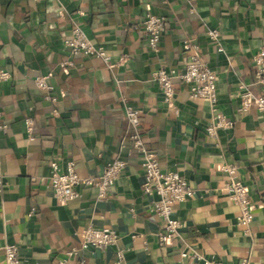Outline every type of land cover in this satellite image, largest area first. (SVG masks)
Listing matches in <instances>:
<instances>
[{
	"label": "crops",
	"instance_id": "1",
	"mask_svg": "<svg viewBox=\"0 0 264 264\" xmlns=\"http://www.w3.org/2000/svg\"><path fill=\"white\" fill-rule=\"evenodd\" d=\"M146 14L165 19L157 51L141 30ZM73 24L107 50L111 69L70 54L63 40ZM209 30L219 32L223 52ZM188 38L216 72L218 108L234 121L214 138L205 134L212 117L207 102L192 100L174 80L175 115L152 79L159 68L183 69ZM262 44L264 0H0V70L10 73L0 83V123L7 126L0 132V264L6 244L19 247L21 264H55L72 249L68 264H202L180 251L224 264L247 258L264 264V112L237 111L241 83L261 93L252 58ZM38 76L53 87L54 101L35 87ZM122 98L140 110V134L158 153L161 170L178 172L194 191L175 207L180 236L166 247L157 243L159 219L142 192V159L132 148ZM114 159L126 167L106 199L97 201L95 188L81 186L72 202L54 197L50 162L61 171L73 162L80 177H96ZM224 164L236 167L234 180L256 205L247 230L226 193ZM87 226L110 228L118 239L82 250Z\"/></svg>",
	"mask_w": 264,
	"mask_h": 264
},
{
	"label": "built area",
	"instance_id": "2",
	"mask_svg": "<svg viewBox=\"0 0 264 264\" xmlns=\"http://www.w3.org/2000/svg\"><path fill=\"white\" fill-rule=\"evenodd\" d=\"M42 1V0H33ZM57 1V0H55ZM141 30L146 37L147 46L152 51H157L160 46L161 37L165 31V19L153 14H146L141 23ZM208 39L216 45L218 52H223L219 43V32L209 30ZM63 44L72 55H82L100 59L108 68H112L111 56L107 50L93 43L83 32L78 24H73L69 37L64 38ZM195 46L193 40L188 38L183 42L184 66L182 70L159 68L152 73L166 109L173 114H178L175 106L174 80H178L187 86L189 96L192 100L205 101L210 107L211 120L205 128V134L214 138L219 130H229L234 126V121L225 116L218 108L217 74L204 61L193 53ZM254 65V83L261 88L260 94H255L249 86L241 83L237 97L239 99L238 113H246L255 110L264 112V44L252 58ZM70 62H62L61 66L69 65ZM10 79V73L0 70V83ZM37 89L44 92L46 100L54 101L52 96L53 87L47 83L44 77L38 76L34 79ZM125 119L128 124L133 151L142 159L143 184L142 192L152 198V211L159 219L157 232V243L160 247L168 246L173 240L180 236L181 223L175 217V207L192 198L194 191L187 181L175 171H162L159 155L151 150L142 138L140 125V110L130 106L125 98H122ZM25 127L30 132L32 120H25ZM7 126L0 123V132H5ZM32 139V136L29 137ZM264 163V161H263ZM49 185L53 189L54 197L61 203L67 204L78 197L77 187L95 188L96 200H104L112 193L115 182L123 173L126 162L114 159L104 166L103 172L96 177H80L73 162H68L64 171L59 170L56 162H50ZM221 171L228 177L226 193L228 197L237 204V223L247 230L253 221L255 203L250 198L247 187L241 182L235 181L236 167L232 164H224ZM3 187L0 175V191ZM34 210L30 212V215ZM118 235L110 228H95L87 226L81 232L80 249L102 250L116 243ZM4 250V264H21L19 247L16 244H6ZM76 254L72 249L65 254V258L55 264H68L69 259ZM183 259H192L202 264H224L221 261L209 260L197 252L180 251ZM121 257V254H119ZM80 264H85L81 261ZM235 264H250L249 259H242Z\"/></svg>",
	"mask_w": 264,
	"mask_h": 264
}]
</instances>
